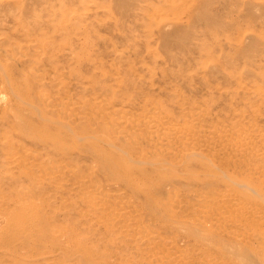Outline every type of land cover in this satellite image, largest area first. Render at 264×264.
<instances>
[{
    "label": "rangeland",
    "instance_id": "374dc122",
    "mask_svg": "<svg viewBox=\"0 0 264 264\" xmlns=\"http://www.w3.org/2000/svg\"><path fill=\"white\" fill-rule=\"evenodd\" d=\"M0 264H264V0H0Z\"/></svg>",
    "mask_w": 264,
    "mask_h": 264
},
{
    "label": "bare ground",
    "instance_id": "6f19581e",
    "mask_svg": "<svg viewBox=\"0 0 264 264\" xmlns=\"http://www.w3.org/2000/svg\"><path fill=\"white\" fill-rule=\"evenodd\" d=\"M245 144V143H244ZM244 146V145H243ZM238 149H239V147H238ZM246 149V148H245Z\"/></svg>",
    "mask_w": 264,
    "mask_h": 264
}]
</instances>
